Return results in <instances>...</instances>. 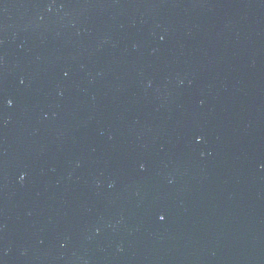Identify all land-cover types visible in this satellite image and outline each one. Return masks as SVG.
Masks as SVG:
<instances>
[{"label": "water", "instance_id": "1", "mask_svg": "<svg viewBox=\"0 0 264 264\" xmlns=\"http://www.w3.org/2000/svg\"><path fill=\"white\" fill-rule=\"evenodd\" d=\"M0 264H264V0H0Z\"/></svg>", "mask_w": 264, "mask_h": 264}, {"label": "snow or ice", "instance_id": "2", "mask_svg": "<svg viewBox=\"0 0 264 264\" xmlns=\"http://www.w3.org/2000/svg\"><path fill=\"white\" fill-rule=\"evenodd\" d=\"M160 219H161V221H163L165 219V217L164 216H160Z\"/></svg>", "mask_w": 264, "mask_h": 264}]
</instances>
